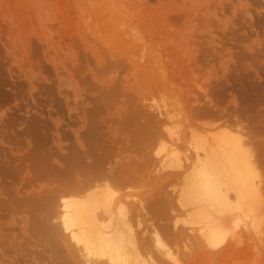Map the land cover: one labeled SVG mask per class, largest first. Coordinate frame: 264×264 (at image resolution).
Wrapping results in <instances>:
<instances>
[{
    "label": "rangeland",
    "instance_id": "374dc122",
    "mask_svg": "<svg viewBox=\"0 0 264 264\" xmlns=\"http://www.w3.org/2000/svg\"><path fill=\"white\" fill-rule=\"evenodd\" d=\"M254 90L258 92L252 93ZM257 94L260 97L262 95L264 102V0H0V264H56L54 259L59 252L56 250L57 254L51 249L55 243L51 242L53 240L48 237L49 234H43V229L40 231L39 228L40 233L47 235L51 240L50 244L43 236V244L50 251L41 245V254L38 248L40 243L38 246L35 244L42 235L39 233L36 236L34 232L38 230L34 228V223L37 220L31 223L30 218L38 211L40 214L49 211L43 204L50 200L48 195L52 192L48 193L46 190L48 187V190H52L63 185L59 184L60 178L64 177L63 173L72 164L78 169L80 164L77 166L76 161L86 163L91 154L98 155L99 150L97 152L94 149L92 142L90 143V135H86V131L96 125L93 121H97L101 126L99 128L103 137L97 125L93 128L96 127V131L93 130L96 135L93 137L94 140H97V136L102 137L101 140L98 138V141H103L104 144L101 155L105 156L102 160H108L103 161L105 168L113 171V168L117 170L125 167L128 162L136 164L142 161V165L136 170L135 182L133 180L132 185L130 183L125 187L120 184L121 186L116 185L114 188L115 186L111 185L114 191L132 199H143L145 194L153 193L166 194L167 199L171 194L179 195L185 183L178 174L176 177L180 179L177 181H182L181 186L180 182H174L177 179L176 174H169L160 167L154 169L157 159L154 154L161 139L169 143L163 136H160L158 141L153 138V135L157 134L155 131L164 133L163 127H160L162 121H176L185 117L188 118L185 120L188 124L192 123L189 126L193 134L196 130L199 132L196 134H202L205 128L216 129L218 126V129L230 125L227 122L233 120L235 125H247L243 128L244 131H248L252 126L256 128L257 132L253 133L249 129L246 134L257 141L252 144L253 148L263 149L264 122L261 121L260 115L264 120V103L261 105V98H258ZM252 96L253 100L255 97L254 105L257 104L258 108L253 106V102H248L249 99L252 101ZM245 99L246 105L251 103L255 108L251 107V110L248 107L250 105H247V109L244 106ZM156 104L159 107L169 106V118L164 116L165 119L163 115L155 113ZM199 110L200 114L197 112ZM147 112L158 114V117L151 114L156 120L150 119V116H146ZM252 112L259 117H253ZM177 114L180 117L177 118ZM224 114L226 117H222ZM248 115L252 116L254 121H261L262 128L258 127L257 121L254 124L252 120L249 122ZM159 116L162 117L161 120ZM223 121L227 122L221 125ZM165 124L168 126L169 122ZM258 128L262 134L258 133ZM189 133L185 134L186 140L191 134ZM249 137L251 142L252 138ZM253 140L251 143H254ZM93 150L96 152L93 153ZM259 150L261 149L255 150L257 154ZM263 151L261 150V154ZM76 156L80 160L75 158L77 160L71 161L74 162L71 164L68 160ZM96 157L101 158L99 155ZM262 163L264 165V162ZM262 163H257L258 168L264 167ZM86 165L82 164L79 169L84 170ZM73 167L70 169L73 171L71 173H74ZM156 170L160 172L162 179ZM79 171H76V175L72 174V178L78 179V173L84 176L85 171ZM71 173L69 175L68 171L69 176ZM60 175L62 177L57 178ZM261 175L263 177L264 174ZM72 178L68 179L72 181ZM56 179L60 180L57 182L59 185L55 184ZM51 182H54L55 186ZM66 182L64 181V187L68 184ZM49 183L51 186L46 188L45 185ZM16 188L21 191L22 196L19 198L33 194L30 199V196L27 198L26 195V200L32 201L33 204L36 201L33 200L44 192L49 200L44 194L41 195L43 197L39 196L44 201L40 198L36 201H42L43 204H38H42L43 208L39 206L41 209L35 206L36 202L32 207L31 202L29 205L32 210L38 208H35L33 214L25 212L26 206L30 208L28 201L24 200L25 197L23 200L17 199L21 201L19 203L27 205L14 202L24 209L12 206L14 204L10 201L7 208V199L10 197L7 193L14 192ZM59 188L57 189L60 190ZM57 189H53V192L58 191ZM153 195L156 198V195ZM173 200L175 201V198L171 201ZM19 208L20 212L22 209L25 211L20 214ZM31 209L29 211H32ZM177 209L180 212L178 214H181V209ZM27 213L31 215L30 218ZM48 214L50 213L44 217L49 219ZM40 216L43 219V215ZM35 217H38V213ZM35 217L33 216L34 219ZM183 218L189 221L186 215ZM189 218L194 219L193 216ZM240 225L234 230L237 236L232 234L230 238L227 237L230 241L226 239L220 247L223 251L219 248L211 253L210 250L207 252V247H204L203 242L202 245L199 244L200 238L197 237L198 241L193 233L189 234V240L182 243L181 239L180 245L174 247H177V254L180 255L178 259H183L179 260L180 264H264V216L261 228H258L261 234L257 228L252 232L253 228L245 225L244 229ZM181 226L184 228L186 225ZM12 227L19 228L16 230H19V233L15 230L13 232ZM7 228L12 231L8 229L7 232ZM32 229H35L32 233L36 234V243L32 237L34 234L29 235ZM27 230L29 234L26 233ZM185 230L186 228L184 232ZM256 231L261 236L253 234L257 233ZM22 232L31 236L32 246L35 245L32 247L31 241H26L29 243H25L26 255L23 249L28 237ZM9 233L13 239L8 238L10 235L7 237ZM16 233L22 234V237L19 236L21 240L17 238V243L14 244ZM238 234L241 240L236 239ZM259 239L260 241H256ZM7 240L12 244L7 243ZM244 240L248 241L244 243ZM170 244L172 247L173 244ZM19 245L22 247L19 248ZM185 245L187 247L182 257V247ZM30 248L39 251L40 255H34L35 250L32 252ZM50 255L55 262H51L53 260L49 258ZM58 256L57 261L62 258V255L59 259ZM63 257L66 262L67 257ZM64 259L58 263L64 264ZM28 260L30 261L26 262ZM70 261L71 259L67 262Z\"/></svg>",
    "mask_w": 264,
    "mask_h": 264
},
{
    "label": "bare ground",
    "instance_id": "6f19581e",
    "mask_svg": "<svg viewBox=\"0 0 264 264\" xmlns=\"http://www.w3.org/2000/svg\"><path fill=\"white\" fill-rule=\"evenodd\" d=\"M206 17H207V15H206ZM199 19H200V17H199ZM212 20L215 21L213 19V17H212ZM211 22L212 21H210V23ZM141 56H142V54H141ZM141 59H142V57H141ZM201 74H203V73H201ZM209 80H208V82L210 83L211 81H209ZM196 81H198V80H196ZM193 83H194V81H193ZM201 83H202V80H201ZM197 85L198 84H196V86ZM199 85L201 86V84H199ZM204 88H206V87H204ZM256 91L258 92V90H254L253 92L252 91L251 92L254 93ZM259 97H260V95H258V98ZM261 97H262V95H261ZM262 98L260 99V101H262V103L260 102L261 105L264 103ZM246 99L244 101V103H245L244 106L247 109H248V107L249 108H251V107L252 108H255V107L258 108L257 104L254 105L255 97L253 100V96H252V101L250 99L249 100L247 99L248 102H251V103L253 102V106H255V107L250 105L251 103L247 104V105H250L247 107V105H246L247 100ZM151 106H153V105H151ZM156 106H158V107H156ZM166 106L163 105L162 107L161 106L159 107V105L156 104L155 110L157 112H155V113H158L160 116L163 115L162 116L163 118H165L164 116H167L166 118H169V114L171 111L168 112L167 108H169V106L167 108H166ZM197 107H195V108L197 109ZM252 108H251V110H252ZM153 109H154V107H153ZM153 109L151 108V110H153ZM247 109H245V110L247 111ZM197 112L200 114V110ZM144 113H146V112H144ZM155 113H152V112L148 113L147 112V114H149V115L146 114V116H148V118L150 116V119L156 120L153 116L155 115V117H158L157 116L158 114H155ZM174 113L173 114L171 113V115H174ZM209 113L211 114V112H209ZM151 114L153 115L152 117H151ZM179 114H183V113L179 112ZM179 114L176 115L177 118L180 117ZM212 114H214V113H212ZM221 115L219 117H221ZM249 115H251V114H249ZM162 117H160V120ZM222 117H226V115L224 114V116H222ZM253 117H259V116L254 114ZM183 118L184 119L180 118L179 119L180 121L178 119L176 121H175V119L164 120L165 122H169L168 126L165 124L164 121H162V124H160L161 125L160 127H163L164 133L160 134V132L158 133L155 131V133H157V134L153 135V138H155L157 141H158L160 136H163L164 138L168 139L167 142H169L167 144L165 139L164 140L161 139L160 146H157V148L158 147L159 148L156 149L157 150L155 152L156 154H154V157H157V159L154 163V165H155L154 169L157 167H160L161 170H167V173H169V174H172V173L176 174L175 177L178 174L180 176V177L179 176L178 177L182 178L184 180L183 182L185 184H184V186H182L183 188H181L180 186L183 185V183H181L182 181H177L179 179L177 177H176L177 178L176 180H174L175 178L172 179V180H174V182L177 181L178 184L181 183L179 188H181L182 190L180 191L179 195L178 194H175L176 196H174L172 194L170 196L167 195L168 197L166 199V194L165 195L164 194H159V195L157 194L156 195V193H153L156 195V198H154L153 194H152L153 196L151 194H145L146 196L144 195L143 199H142V197L132 199V197L126 196L124 194L119 195L118 193H116L112 187L115 186L114 188H116V185L118 186L120 184L124 185V187H125V185H129L134 180V178H136V176H135L136 170L138 169V167L142 161L136 162V164L128 162V164L125 167L119 168L117 170H115V168H113L114 169L113 171L112 170L109 171L107 168H105L103 161L105 162L107 160V158H105V160L104 159L102 160V158H104L105 156L101 155V153H103V152H101L102 151L101 149L104 150V148H103L104 144H103V141L102 142L98 141L99 139L101 140V138L103 137L102 130H101V128H99L101 126L99 125V123H97V121H93V122H96L95 124L98 126L97 129L99 128V132H100V134H102V137L97 136L99 139L97 138V140H94L93 136L96 135V133H94L93 130L96 131V127H95V129H93V128L96 125L92 126L93 125L92 122H91V124H92L91 128L92 129L90 130L91 132L89 130H87L86 135H88V136L90 135L89 136V138L91 139V140L89 139L90 143L94 142L93 144L91 143V145H93L94 149H96L97 152L99 150L98 155L101 158L96 157L98 155H96V153H94V152H96L94 150H93L94 154H91V151H90L91 157L87 158L88 160L86 163L85 162L79 163L80 161L77 162L76 161L77 159L80 160L79 158H77V156L74 158H70V160H68V161H70V162L76 161V163H75L76 165L80 164V166L77 165L78 169L76 168L78 170V172H80L79 171L80 169H81V171L83 170L82 168L79 169V167H81L82 164H83V166L87 164L84 167L85 169L83 170V171H85V174H84L85 177L83 176V174L81 175V173L79 174L77 172L78 173L77 176L80 175V176H82V178L80 176L77 177L78 179L72 178L73 177L72 174L76 175L77 170L75 169L76 166L74 164H72L74 162H71L72 166H70L68 168V170L63 173V175L61 173V175L64 177H62L61 175L57 177V178L62 177V178H60L62 183L60 180L56 179L55 184L59 181H60L59 184H63V185H61L63 188H61V186L57 183L60 186V188H59V186L58 187L56 186L60 190H58L55 187L58 190V191H56L57 194L55 191H54L55 193L53 192V189L56 190L55 188H53L52 190H48L50 188L49 187L47 188V186H51L50 183H49V185L48 184L45 185L47 190L43 186L45 188L46 192H48V193L50 191L52 192V193H49L50 195H52V197L50 195H48L50 197L49 199L51 200V202L48 199V197H46L45 192L43 193V189H41V192L49 200L48 202L45 201V203H44L45 205L42 203V201H43L42 198L39 197L43 194L37 196V194L34 193L38 199L36 197H34L36 199L33 198L34 199L33 201H35V200L39 201L41 199L42 201L40 203H42L43 206H46V208H45L46 210L49 209V211H47V213H50L47 215L49 217V219L44 217L47 214V213H45L46 211L44 213H41L43 215V217H42L43 219H41L40 212L38 210H36V212L38 211L37 212L38 217H35V215L37 214V213L36 214L34 213L35 208L38 209L37 207L41 206L42 204L38 205L40 203H37L35 201L37 203V205H35V202L33 204V202L31 201L32 199L30 200L32 203L29 202L28 200H26L27 194L24 196L25 197L24 200L28 201V205L30 203L33 204L32 207H34V205L37 206V207L33 208L34 210L31 209L32 207L30 205H29L30 208L28 206H26V208L27 209L29 208V210L31 209L32 211H29L26 208H25V210H26L25 211V210H23L24 207L15 205L16 202L18 204H21L19 202H21L20 200H23V198H24V197L19 198L22 195H20L21 191H19L18 188H16V190L14 192L7 193V196H10L7 199V202H8L7 208H9V201H10L13 204L15 202V204L12 206H15V207L17 206V207L23 208L22 211L31 212L30 214L34 213L35 215L33 214V216L36 219H34L32 216L31 218L34 219V220L32 219L33 221L30 218L31 215L29 213H27V214L29 215L31 223H33V222H35V220H37V222L34 223L35 226L34 225L33 226H34V228L36 227L35 229H37L38 231L36 232L35 229H32V231H30V234H29L28 231L30 230V228H32V225L30 224L31 226H30L29 230L26 231V233L28 232V234L31 236H32V234L36 233L37 235L34 234L32 236L34 239L36 236L39 235L40 231L43 229V231H42L43 234H45V233L47 235L49 234L48 237L50 236L51 238L50 237L49 238L52 239L53 241L49 240V238L46 237L47 235L46 236L42 235V233H40V236L41 235H42V237L45 236L48 239L50 244H51V242L55 243L54 244L55 251H54L53 245H52L51 249L53 250V252H56V250H58L59 254H58V252H56L59 255V256L57 255L58 259L60 258L61 255H62L61 257L63 259H64L63 256H66L68 259V260L66 259V262L69 261V259H71V261H73L72 263H74V264H165V263L166 264H168V263L180 264L179 260L183 261V259H181V258L178 259V257H180V255L177 254V250H176L177 247L176 248H174V247L180 243L181 239H182V243L185 242L186 240H189L191 238V236H190L191 233H193L192 235H194L197 240H198V238H200L201 241L199 244H201L203 242L204 244L203 243L202 244L204 245V247L205 246L207 247L206 251L208 252L210 250V253H211L212 250L214 251V250H217L220 247H222L225 240L227 239V237L230 238L232 234H234V236H235L236 232L234 233V230L240 224H244L243 226L240 225V227H243L244 229H246L245 225L253 228L252 232H254V229L257 230L258 228H261L260 224H261V221H262L263 216H264V193H263L264 192L263 191L264 190L263 189L264 188V185H263L264 175L262 177L261 174H264L263 173L264 167L262 168V166H260V168L263 171L262 172L261 169L258 168L259 165H257V163L260 164V163L264 162L263 161L264 160V153L261 154L262 153L261 150L263 151L264 148L262 149V148L254 147L255 150L261 149L258 151L259 154H257V151H255L253 148L254 145H252V144H256L257 141L253 140L252 136H250L252 138L251 139L249 137V135L246 134V133H249V129H251L254 133V131H256V128H254L253 126H252V128H249V126H248L249 129L246 128V129H248V131L247 130L244 131L243 128L247 127V125L243 127L242 121L240 120L239 122L242 124L241 125L242 128H241L240 125H239L240 126L239 127L237 124L236 125L233 124L232 122H234V121L232 120V122L229 121V123L227 121H225V122H227V124H230L231 126L225 125L224 127L221 126L218 129H217L218 126H216V129H214L215 127L211 128V129L207 128L208 130H205L206 129L205 128L204 130L201 129L202 131H204V132H202V134H196L198 132V130H196L197 132L193 134L192 130L190 129V126L192 123H190L188 121L190 123V124H188L185 121L188 118H186V119H185V117H183ZM249 118H248L249 122H251L250 120L253 121L252 124H254L258 120L257 119L254 121V119H252V116H249ZM260 118H261V121L264 122L261 115H260ZM181 119H182V121H181ZM222 119H225V118H222ZM231 119H229V120H231ZM236 119H235V121H236ZM160 120H158V121H160ZM172 120H174L176 123H174ZM238 120H239V118H238ZM261 121L260 122L257 121V122H259V124L258 123H256V124L258 125V127L260 126L262 128V126L260 125V123H262ZM153 122H155V121H153ZM225 122L223 121V123L221 125H223ZM236 122H238V121H236ZM149 124H151V122ZM232 124H233V126H232ZM252 124H250V125H252ZM256 124H255V126H256ZM156 126H157V123H156ZM151 127H152V124H151ZM157 127H159V124ZM258 130H259L258 133L262 134V131L260 132V128H258ZM160 131H162V130H160ZM187 131H189L191 134ZM188 133L190 135H189L188 139L186 140L187 136L185 137V134L187 135ZM250 133H251V131H250ZM256 135L258 136L259 134H256ZM91 136L93 139L91 138ZM247 136L251 139V142L253 140L254 143H251ZM157 144L159 145V143H157ZM257 144H259V143H257ZM262 144L264 145V143H262ZM260 156L262 159L260 158ZM75 158H77V159L75 160ZM259 158H260V160H258ZM72 159H74V160H72ZM258 161H260V162H258ZM107 162H108V160H107ZM156 164L158 166H156ZM73 165H74V167H73ZM262 165H263V163H262ZM72 167H73V170L74 169L76 170V171L74 170V173H71V172H73L72 170H70V169H72ZM68 171H69V175L71 173V176L68 175ZM259 171H261V172H259ZM162 172H164V171H162ZM66 173H67V176H66ZM156 173L159 174L158 175L159 177L161 176L160 172L158 173L157 170H156ZM65 176L67 177V179L65 178ZM181 176H183V177H181ZM159 177H158V179H159ZM64 178L67 180L68 184ZM68 178H70V179L72 178V181ZM79 178H81V179H79ZM135 180H134V182H135ZM64 181L67 184V185H65V187H64ZM165 181H166V177H165ZM134 182H132V183H134ZM169 182H171V181H169ZM51 183H53V185L55 186L54 182H51ZM132 183L130 185H132ZM111 185H113V186H111ZM54 186H52V187H54ZM118 191H119V189H118ZM28 196H30V197L28 198ZM33 196H34L33 194L27 195V198L30 199ZM54 196H55V198H54ZM41 197H43V196H41ZM169 197H171L172 199L175 198V201L178 204L174 200L171 201L172 199ZM17 198L20 200L18 201ZM46 198H44V199L46 200ZM51 198L54 201H52ZM168 198L170 201L168 200ZM168 202H172V203L174 202L175 204L168 203ZM24 204L27 205L26 203H24ZM24 204L22 202L21 205H24ZM176 204H177V208L179 207V209H181L180 211L184 212V214L188 217L189 221L187 220V218L186 219L183 218L185 215L182 214V212H181V214H178L180 212L176 208ZM174 206L176 209L174 208ZM7 210L9 212V209H7ZM20 210L21 209L19 208V212H20ZM174 210H178V211H174ZM16 211L18 212V210H16ZM13 212H14V210H13ZM21 212H20V214H22ZM173 213H177L178 215L176 216ZM182 215H183V217H181ZM7 216H8V213H7ZM174 216H176V218H174ZM192 216L194 217V219L189 218ZM154 217H155V219H154ZM192 219H193V221H192ZM30 222H28V223H30ZM180 223H181V225L183 224L186 226H184V228H182ZM178 224L180 227H178ZM249 227H247V228H249ZM14 228H16V227H14ZM39 228H40V231H39ZM185 228L187 231L185 230V232H184ZM8 229L11 230L10 228H7V232H8ZM12 229H13V227H12ZM17 229H19V228H17ZM17 229H13V232H14V230L16 231ZM33 230L35 231L34 233H32ZM249 230H251V229L249 228ZM258 231H259V229H258ZM16 232L19 233V230ZM18 233H16L17 236L15 235V238L13 240V242L15 241L14 244L17 243L16 239L20 238L19 236L22 235V234H18ZM240 233H242V232H240ZM259 233H260V231H259ZM259 233L257 232V233H253V234L257 235ZM260 234H259V236H261ZM24 235L26 236V238L28 237L27 239L25 238L26 240L24 242V245H25V243L29 244L27 242L31 241L30 240L31 236H28L27 234H24ZM234 236L232 237V239H234ZM7 237L10 238L11 234L9 233L7 235ZM42 237L38 242L36 239H34V243L37 242L35 244L36 246H38V244L40 243V245H39L40 247H38L39 250H41V249L43 250L42 247L44 246V244H43L44 237L43 238ZM47 239H45V240L47 241ZM236 239L237 240L239 239V234H238V238H236ZM20 240H21V238H20ZM41 240H42V243H41ZM227 240L230 241L229 239H227ZM239 240H241V239H239ZM248 240H244V243L247 242ZM252 240L254 241V239H252ZM256 241H260V239L256 240ZM31 242H30V244H31L30 246H32V244H33V242L32 243ZM7 243H9V241ZM170 243L173 244L172 247L170 246L171 245ZM9 244H12V243H9ZM19 244H21V243H19ZM35 245H33L32 247H34ZM41 245H43V246L41 247ZM47 245L48 244H46V246ZM181 245H184V244H181ZM229 245L234 246L233 243L232 244L229 243ZM15 246L17 247L18 245L16 244ZM20 247H22V246L19 245V248ZM186 247H187L186 245L184 248L182 247L183 252H181V256L184 255V253H185L184 250ZM204 247H202L203 250H204ZM226 247H224V248L226 249ZM253 247H255V246H253ZM10 248H8V249L11 251ZM12 248H15V247H12ZM26 248L27 247L25 245V248L23 249L25 251L24 254L27 251ZM44 248H45V246H44ZM180 248H181V246H180ZM45 249H47V248H45ZM182 249H181V251H182ZM220 249H222V248H220ZM34 250L35 249H33V250L31 249L32 252ZM42 250H41V254L43 253ZM47 250H48V252L50 251L49 249H47ZM178 251L180 252L179 249H178ZM222 251H223V249H222ZM231 251H233V250L231 249ZM38 252L39 251L35 250L34 255H37L40 253V252L39 253ZM53 252H52V254H53ZM201 252L202 251H200V254H202ZM194 253H195V250H194ZM231 253H233V252H231ZM208 255H206V257H208ZM42 256H44V255H42ZM50 256L51 257H49V258H51L53 260L52 255H50ZM57 256L54 260L56 261V264H60L58 262H60V260L62 258H60L59 261H57L56 260ZM182 257H184V256H182ZM187 257L188 256L186 254V258ZM32 258L33 257H31V259ZM186 258H184V260ZM207 259H209V258H207ZM16 260H15V262H16ZM54 260L51 262H55ZM19 261H21V259ZM29 261L30 260H28L26 262H29ZM62 261L65 262V259ZM186 261H188V260H186ZM70 262H67L66 264H72ZM61 263L63 264V262H61ZM181 264H182V262H181Z\"/></svg>",
    "mask_w": 264,
    "mask_h": 264
}]
</instances>
